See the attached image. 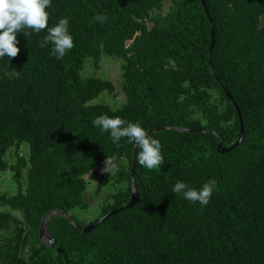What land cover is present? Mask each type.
<instances>
[{"label": "trees", "instance_id": "obj_1", "mask_svg": "<svg viewBox=\"0 0 264 264\" xmlns=\"http://www.w3.org/2000/svg\"><path fill=\"white\" fill-rule=\"evenodd\" d=\"M166 1L167 13L153 15ZM205 4L208 12L201 0H52L48 26L67 17L75 45L61 60L51 44L40 46L46 29L17 34V56L0 58V173L12 170L17 184L15 194L0 192L8 208L0 232H14L0 264H264V0ZM103 54L124 62L126 101L115 110L88 104L113 83L81 75ZM102 114L157 130L164 164L148 170L135 153V204L87 233L52 217L51 247L40 236L43 218L62 211L83 226L71 211L87 208L84 176L108 158L128 186L100 216L132 201L135 145L121 138L117 146L93 126ZM240 118L241 142L219 153V143L237 142ZM22 144L28 159L9 165L7 152ZM209 178L217 188L207 206L171 193L178 180L199 189Z\"/></svg>", "mask_w": 264, "mask_h": 264}, {"label": "clouds", "instance_id": "obj_2", "mask_svg": "<svg viewBox=\"0 0 264 264\" xmlns=\"http://www.w3.org/2000/svg\"><path fill=\"white\" fill-rule=\"evenodd\" d=\"M51 4L52 0H0V58L17 56L20 51L17 34L24 32L29 35L27 30L39 33L46 29L47 34L40 42V46L45 47L51 44L50 55L57 60L63 59L73 49L75 45L67 17L60 18L54 26H48L47 9L51 7ZM96 19L103 23L107 17L99 15ZM92 124L101 132L110 133L112 143L117 146L121 138H127L133 142L136 159L144 168L153 170L164 164L160 140L146 131L140 122H128L118 116L110 117L102 114L93 119ZM115 170L118 169L108 158L104 171L112 175ZM216 188L215 178H209L199 189L178 180L171 187V193L182 194L187 201L207 206Z\"/></svg>", "mask_w": 264, "mask_h": 264}, {"label": "rangeland", "instance_id": "obj_3", "mask_svg": "<svg viewBox=\"0 0 264 264\" xmlns=\"http://www.w3.org/2000/svg\"><path fill=\"white\" fill-rule=\"evenodd\" d=\"M170 2L166 1L160 10L154 11L153 15L167 13ZM148 27H152V22H147ZM130 44V42L128 43ZM123 60L117 57L108 56L103 54L99 61L96 63L93 59L89 58L85 61L84 67L81 70L83 78L97 77L103 80L111 81L115 87L112 93L107 91L102 92L96 99L90 101L89 105L105 104L112 109H118L125 101V94L121 89L122 82V65ZM214 98H218V93L213 92ZM18 156H23L25 159L29 157V148L27 144H22L18 150L14 147L10 148L5 158L9 165L16 162ZM115 168L118 169L117 163H113ZM119 164L127 166V160H121ZM106 164H102L85 174L84 179L86 181V197L85 202L87 204L86 209L76 208L71 211V214L76 217L81 225L86 226L89 223L95 221L100 217V214L104 211L106 204L112 201V196L119 190L125 189L128 186L127 181H118L117 170L111 175L110 172L104 171ZM26 169L23 171L22 184L26 185ZM0 192L7 194H15L17 192V184L13 179V171L7 170L0 173ZM1 210H7L6 206L0 205ZM12 214L17 218H21V213L15 210H10ZM14 235V232H0V245L3 244L4 239L10 238ZM42 242H48L49 236L47 230H42L41 234ZM26 258L28 251L26 247L18 252V257Z\"/></svg>", "mask_w": 264, "mask_h": 264}, {"label": "water", "instance_id": "obj_4", "mask_svg": "<svg viewBox=\"0 0 264 264\" xmlns=\"http://www.w3.org/2000/svg\"><path fill=\"white\" fill-rule=\"evenodd\" d=\"M203 5H204V8H205V11H207V8H206V4H205V0H201ZM213 44H214V41H212V44H211V48L213 47ZM225 90V89H224ZM225 93L227 94V96L230 98L229 94L225 91ZM240 123H241V118H240ZM161 129H165V128H161ZM159 129V130H161ZM153 131H157V130H153ZM153 131H149V133L153 132ZM186 131H190V130H186ZM242 137H243V125L241 123V128H240V135H239V138L237 140V142L235 144H233L231 147H228V148H224L222 146L221 143L218 144V152L221 153V154H224V153H227V152H230L231 150H233L242 140ZM135 153H136V149H135V146H134V149H133V153H132V161H131V186H132V196H131V203L128 204V205H125L124 207L122 208H118L116 210H112L102 216H100L99 218H97L95 221L91 222L90 224L86 225V226H77L74 221L70 218V216L62 211H52L50 212L49 214H47L42 222H41V226H40V236L42 234V230H45L46 231V228H47V224L49 222V220L56 216V215H61L63 216L64 218H66L68 220V222H70L72 225H74L75 227H77L78 229L82 230L84 233H87V232H90L92 231L93 229H95L99 224H101L103 221H105L108 217L112 216V215H115L116 213L118 212H121L123 209H127L131 206H133L135 204V202L137 201V198H138V193L136 191V188H135V182H134V162H135ZM49 236V241L48 242H45L43 241L45 244H49V246H54V241L53 239L50 237V235L48 234ZM42 239V238H41Z\"/></svg>", "mask_w": 264, "mask_h": 264}]
</instances>
